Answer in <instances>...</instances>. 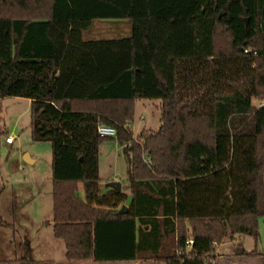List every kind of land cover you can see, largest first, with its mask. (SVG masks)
Listing matches in <instances>:
<instances>
[{"label": "trees", "instance_id": "16d2710c", "mask_svg": "<svg viewBox=\"0 0 264 264\" xmlns=\"http://www.w3.org/2000/svg\"><path fill=\"white\" fill-rule=\"evenodd\" d=\"M81 4L72 16L57 0H0V99L30 100L32 140L51 145L65 260L214 264L224 240L257 241L264 102L252 100L264 101V0ZM94 20L129 22V35L85 40ZM139 100L160 102L161 114L141 143L125 129ZM101 126L129 156L124 213L127 195L100 189L99 146L113 139Z\"/></svg>", "mask_w": 264, "mask_h": 264}, {"label": "rangeland", "instance_id": "374dc122", "mask_svg": "<svg viewBox=\"0 0 264 264\" xmlns=\"http://www.w3.org/2000/svg\"><path fill=\"white\" fill-rule=\"evenodd\" d=\"M57 1L65 13L72 16L82 5V0ZM86 2L88 4L90 0ZM128 25L129 22L94 20L93 26L84 32L83 38L102 40L126 37L129 35ZM263 102L253 99L252 105L259 107ZM159 105L158 101L136 102L133 132L129 130L135 142L141 143L140 129L144 128L141 132H155L160 127ZM7 136L14 138L12 145L5 143ZM25 156L34 163H26ZM51 158V145L48 142L32 140L29 101L23 98L0 99V263L26 258L49 264H128L65 260L64 242L56 239L53 234ZM98 169L101 191L108 189L111 183H119L121 192L127 195L129 201V156L116 138L102 140ZM83 193V186H78L77 196L80 199H83ZM258 234L257 241L241 235L224 240L213 252L214 264H231V261L234 264H264V258L250 257L251 260H246L254 250L264 255V218L258 221ZM241 250L245 252V258L242 255L237 258ZM134 263L162 264L145 258Z\"/></svg>", "mask_w": 264, "mask_h": 264}, {"label": "built area", "instance_id": "2783aa9c", "mask_svg": "<svg viewBox=\"0 0 264 264\" xmlns=\"http://www.w3.org/2000/svg\"><path fill=\"white\" fill-rule=\"evenodd\" d=\"M125 129H130V123L128 122L126 125H125ZM98 134L101 136V137H109V138H115L116 135H117V132L116 130L113 128V127H110V126H101L99 127L98 129ZM14 142V138L13 137H10V136H7L5 138V143L7 145H12ZM188 245H191L192 244V241L189 240L187 242Z\"/></svg>", "mask_w": 264, "mask_h": 264}, {"label": "water", "instance_id": "95a60500", "mask_svg": "<svg viewBox=\"0 0 264 264\" xmlns=\"http://www.w3.org/2000/svg\"><path fill=\"white\" fill-rule=\"evenodd\" d=\"M221 15H223V13H221ZM247 22H248L247 19H245V24L246 25H247ZM25 162L30 164L32 162V160H30L28 157L25 156ZM108 188L113 190V191H115V192H117V193L121 192V185L119 183H111V184L108 185ZM126 208L127 207L125 205H123L121 207V209H120V213H124ZM242 253H243V250H241L239 252V254H242Z\"/></svg>", "mask_w": 264, "mask_h": 264}, {"label": "crops", "instance_id": "0c3cea01", "mask_svg": "<svg viewBox=\"0 0 264 264\" xmlns=\"http://www.w3.org/2000/svg\"><path fill=\"white\" fill-rule=\"evenodd\" d=\"M119 22V21H118ZM120 22H123V21H120ZM127 29H129L130 30V28H129V25L127 26ZM128 30V31H129ZM119 37H121V36H119ZM29 101V106H30V103H31V101L30 100H28ZM137 102V101H136ZM136 102H135V105H136ZM263 104H261L260 106H262ZM259 106V107H260ZM130 123V122H129ZM133 124H134V121H132L131 123H130V129L129 130H131L132 132H133ZM144 129V128H143ZM143 129H140V131H139V133H141V131L143 130ZM34 163V161L32 160V162L30 163V164H33ZM81 184H79L78 186H80ZM107 188H108V186H107ZM106 190V189H105ZM105 190H102V193H104L105 192ZM122 191V190H121ZM129 201H130V199H129ZM129 201L127 200V202H126V206L129 204ZM244 251H243V253L242 254H239V253H237V258H241L242 256L244 257L245 255H244ZM242 255V256H241ZM245 258V257H244ZM250 257H248L246 260H251V259H249ZM238 260H240V259H238ZM253 260H257V259H253ZM229 262V261H228ZM232 263L231 264H234L233 263V261H231ZM240 262V261H239ZM128 264H129V262H128ZM130 264H133V263H130ZM135 264V263H134Z\"/></svg>", "mask_w": 264, "mask_h": 264}]
</instances>
